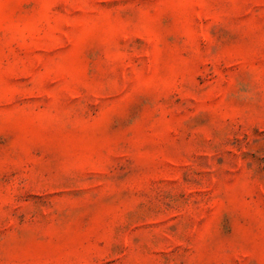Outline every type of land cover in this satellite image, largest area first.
<instances>
[{"label": "rangeland", "instance_id": "1", "mask_svg": "<svg viewBox=\"0 0 264 264\" xmlns=\"http://www.w3.org/2000/svg\"><path fill=\"white\" fill-rule=\"evenodd\" d=\"M0 264H264V0H0Z\"/></svg>", "mask_w": 264, "mask_h": 264}]
</instances>
